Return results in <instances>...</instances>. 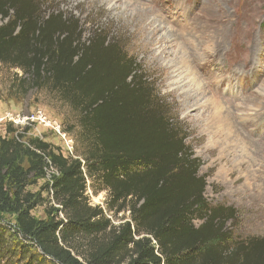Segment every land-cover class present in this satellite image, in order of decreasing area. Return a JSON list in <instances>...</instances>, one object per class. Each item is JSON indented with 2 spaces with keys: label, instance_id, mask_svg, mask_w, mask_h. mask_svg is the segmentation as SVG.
Here are the masks:
<instances>
[{
  "label": "trees",
  "instance_id": "obj_1",
  "mask_svg": "<svg viewBox=\"0 0 264 264\" xmlns=\"http://www.w3.org/2000/svg\"><path fill=\"white\" fill-rule=\"evenodd\" d=\"M46 4L0 0V65L16 69L11 97L47 90L67 103L88 148L66 158L6 125L0 264H264V237L233 239L236 209L206 199L201 160L137 60ZM96 179L109 192L105 210L86 195ZM110 213L128 217L114 225Z\"/></svg>",
  "mask_w": 264,
  "mask_h": 264
},
{
  "label": "rangeland",
  "instance_id": "obj_2",
  "mask_svg": "<svg viewBox=\"0 0 264 264\" xmlns=\"http://www.w3.org/2000/svg\"><path fill=\"white\" fill-rule=\"evenodd\" d=\"M53 8L79 17L86 36L102 29L120 41L184 127L187 145L201 160L199 173L207 181L208 202L236 209V219L228 223L233 239L264 237V117H235L240 103L249 99L264 103L260 92L264 90V0H47L44 9ZM16 73L0 65V119L6 112L24 116L41 110L73 137L76 155L86 152V142L77 138L81 128L76 113L67 103L47 90H30L17 98L9 95ZM198 84L204 85L197 93L198 102L186 108L182 94L196 92ZM216 99L229 111L231 130L242 131L239 145L231 143L227 133L206 129L211 101ZM39 129L41 139L53 147L62 144L46 128ZM35 130L28 128V135L37 137ZM0 134H6L2 123ZM241 154L245 160H240ZM29 189L37 191L38 186ZM86 195L93 206L105 210L109 192L100 180L89 181ZM32 213L46 217L42 207ZM123 216L128 213L109 217L118 225L126 221ZM201 222L195 220L196 225Z\"/></svg>",
  "mask_w": 264,
  "mask_h": 264
},
{
  "label": "bare ground",
  "instance_id": "obj_3",
  "mask_svg": "<svg viewBox=\"0 0 264 264\" xmlns=\"http://www.w3.org/2000/svg\"><path fill=\"white\" fill-rule=\"evenodd\" d=\"M196 43L198 44V42H196ZM257 52H260V49H258ZM189 62H190V60H189ZM193 73L197 74V72H193ZM192 81L194 82V84H196L197 78L193 77ZM198 87H199V89H197L196 92H184V93L182 92L183 93L182 95H183L184 105H185L186 108H191L198 102V94L197 93L199 91L203 90L204 85L203 84L202 85L198 84ZM263 91L262 90L260 91V92H262V96H264V92ZM203 92H205V91H203ZM215 95L217 96L216 93H215ZM204 101H206V100H204ZM210 108H211V112H210L211 113V115H210L211 119H209L208 124H207L208 127H206V129L209 130V131H212V132H213V129H215V132L219 131V133H221V134L227 133V134H229L228 135L229 139L231 138V143H233L234 145H239V143H241V140H242V137H243L242 136L243 135L242 131L240 129H238L237 133H235V132H233L231 130L233 122L231 121V116L228 113L229 111L227 110V108L225 107L223 102L221 100H219V99L212 100ZM237 108L238 109H236V110H238V113H237V115L235 117H236V119L238 118V120H241V119L253 120L255 118H259L260 119V118L264 117V103L260 99H256V100L249 99L248 102L246 101V102L240 103L239 106H237ZM250 111L256 112L257 113L256 116H252V113H250ZM244 154H245V152H244ZM241 158H243V160H245L242 154H241L240 160H241ZM238 165H241V164L238 163ZM238 168H239V166H238Z\"/></svg>",
  "mask_w": 264,
  "mask_h": 264
},
{
  "label": "built area",
  "instance_id": "obj_4",
  "mask_svg": "<svg viewBox=\"0 0 264 264\" xmlns=\"http://www.w3.org/2000/svg\"><path fill=\"white\" fill-rule=\"evenodd\" d=\"M0 123L6 125L11 124L16 129L22 131L30 127L36 128L37 136H42L40 127H44L48 132H52L54 135L60 138L62 144L56 148L57 152H60L66 158H78L75 153V142L73 137L65 131L63 125L55 119H50L44 112L36 111L31 115H20L12 112H6L0 119ZM42 138V137H40Z\"/></svg>",
  "mask_w": 264,
  "mask_h": 264
}]
</instances>
